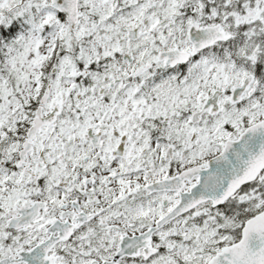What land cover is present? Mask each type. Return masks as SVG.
Instances as JSON below:
<instances>
[{
	"label": "snow or ice",
	"instance_id": "1",
	"mask_svg": "<svg viewBox=\"0 0 264 264\" xmlns=\"http://www.w3.org/2000/svg\"><path fill=\"white\" fill-rule=\"evenodd\" d=\"M0 264H264V0H0Z\"/></svg>",
	"mask_w": 264,
	"mask_h": 264
}]
</instances>
